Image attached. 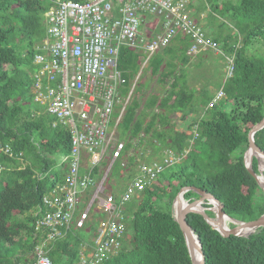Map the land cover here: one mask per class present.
Wrapping results in <instances>:
<instances>
[{"label": "trees", "instance_id": "1", "mask_svg": "<svg viewBox=\"0 0 264 264\" xmlns=\"http://www.w3.org/2000/svg\"><path fill=\"white\" fill-rule=\"evenodd\" d=\"M197 1L193 18L199 23V14L205 12L201 26L225 55L233 57V73L219 86L224 96L208 107L214 95L192 89L187 82L184 66L190 60L187 51L192 40L179 34L147 59L144 68L156 78L159 91L140 100L133 81L141 60L132 47L120 48L117 68L126 79L120 97L131 92L115 130L123 150L106 181L122 179L123 188L146 150L154 155L165 150L181 158L134 194L126 206L129 218L123 245L102 264H191L172 215L173 200L182 187L212 194L224 213L236 220L250 221L264 212V193L243 161L248 131L264 116V56L250 48L258 42L264 49V0ZM54 2L0 0V143L11 149V155L0 151V264L34 261V249L45 235L35 228L44 210L42 197L67 171L60 161L70 148L69 133L61 125L52 127L54 118L31 92L35 46L45 36L44 13ZM196 112L202 116L189 121L185 129H175L172 114L179 113L186 122ZM193 129L197 136L190 142ZM254 142L264 152V127L255 132ZM143 160L150 162L149 157ZM252 168L258 173L255 157ZM198 197L193 190L183 194L188 202ZM186 221L200 241L204 264H264V227L247 237H225L201 214L188 213ZM94 225L95 220L81 229L72 228L64 238L46 245L51 263L77 264Z\"/></svg>", "mask_w": 264, "mask_h": 264}, {"label": "built area", "instance_id": "2", "mask_svg": "<svg viewBox=\"0 0 264 264\" xmlns=\"http://www.w3.org/2000/svg\"><path fill=\"white\" fill-rule=\"evenodd\" d=\"M189 2L55 0L44 13L46 30L35 46L31 92L33 100L54 118L52 127L61 125L68 131L70 148L60 161L67 168L62 181L42 197L44 210L35 228L45 235L34 249L31 264H52L46 245L93 220L95 231L83 244L77 264H102L116 255L127 233V204L181 158L169 152L160 160L138 164L119 195L105 183L111 165L123 150V142L114 133L130 95L129 91L126 97H120L126 79L117 68L119 50L136 46L147 17L156 19L159 32L145 45L146 53L164 48L179 34L186 35L192 40L189 55L205 50L221 55L225 60L224 79L232 75L233 57L225 55L192 17ZM223 96L219 88L207 106ZM115 111L118 116H114ZM196 136L193 129L190 142ZM0 151L11 155L8 144L0 143ZM105 162L108 166L103 168ZM100 213L102 217H96Z\"/></svg>", "mask_w": 264, "mask_h": 264}, {"label": "water", "instance_id": "3", "mask_svg": "<svg viewBox=\"0 0 264 264\" xmlns=\"http://www.w3.org/2000/svg\"><path fill=\"white\" fill-rule=\"evenodd\" d=\"M263 106H264V99H263ZM263 127H264V116L262 117V119L258 123H256L248 131V134H247L248 146H247V148L243 154V161H244V165H245L246 169L249 171L251 176L256 180L258 186L260 187V189L264 193V188L261 186V184L258 181V173L255 172L252 168L253 157H255L257 160V157L254 154H260V155L264 156V152L254 142L255 132H257L258 130H260ZM248 151H251L253 153V155L250 157V161L247 163L245 160V154ZM257 163H258V160H257ZM257 171L259 172L258 166H257ZM188 190L195 191L199 195V197L188 202L187 200H185L183 198V194ZM178 198H182L186 204L183 207H178L177 213L174 214V212H172V215H173L174 219L176 220V222L178 223V225H179V227L183 233L185 243H186V246L188 249V253H189V256L191 259V264H204V256H203L201 244H200V241H199L197 235H195L194 231L191 229V227L189 226V224L186 221V216L188 213L201 214L203 216L204 220L213 229L217 230L222 236H225V237H227L229 235L247 237L250 234L254 233L257 229L264 227V212L259 217H257L256 219H253L250 221H240V220L233 219L224 213L222 203H220L212 194L207 193L203 190L193 188V187H182L173 200L172 209L174 207L175 201ZM203 203L210 204V207H208V208L203 207V205H202ZM213 203H215L216 207H214L212 205ZM206 210L211 211L213 213V216H209L205 212ZM224 217H227L233 221V223H232L233 227H229V226L225 227L224 222H223ZM243 228L248 229V231L245 233H241V230ZM194 238H195L197 251L200 254V259L196 263L193 260V257H192L191 252H190V247H189V244L193 243Z\"/></svg>", "mask_w": 264, "mask_h": 264}, {"label": "rangeland", "instance_id": "4", "mask_svg": "<svg viewBox=\"0 0 264 264\" xmlns=\"http://www.w3.org/2000/svg\"><path fill=\"white\" fill-rule=\"evenodd\" d=\"M45 30H46V27H45ZM257 43L258 42H256L250 48L251 49L253 48V51H254V53H256V55L264 56V54L262 53V51L264 50L263 47ZM203 52L204 53H201V54H195V53H194V55L191 54L192 56H190V60L187 63V65L185 66V68H187L185 74H186V76H188V72H189L188 82H189V85L192 89H196V88L200 89L201 88V89L205 90L209 95H214L218 91L220 84L223 82V80L225 78V72H226V69L224 68L225 60L223 59V57L221 55H215L214 52H210V51H203ZM197 60H200V61L202 60L203 63L199 64L197 62ZM35 69H36V66L34 67V71H35ZM32 72L33 71H31L30 76L32 75ZM148 89H150V86ZM200 111H201V109H199V112ZM199 112H196L194 114L192 113V114L188 115L186 122H183L181 120L179 113L178 114H172L171 120L175 126V129H183V128L185 129V126L189 121H191L192 119H195L197 116H202V113H199ZM114 137L118 140L116 131L114 133ZM168 153H169V151L164 150L163 152L160 151L158 155H154V154H151V151L146 150L143 159L149 157L150 161L160 160L165 154H168ZM237 153H238V150L234 151L232 153V156H235ZM132 154H133V152H132ZM143 159L139 158L138 164L144 162ZM58 160L60 161L59 158H58ZM105 161H108V158L105 159ZM137 166L134 168V172H136ZM257 166H258V163H257ZM262 175L264 176V171L262 172ZM110 177H112V176L110 175ZM123 181L124 180L119 179L117 177H112L111 179L110 178L107 179L106 184H108V186L121 187V184H124ZM123 190H124V187L123 188L121 187L120 189L117 190V194L118 195L121 194V191H123ZM193 199H195V198H193ZM207 205H209V207H210V204H207ZM172 212H174V208L172 209ZM98 216L102 217V213L96 214V217H98ZM226 222L228 225H230V224H232L233 221L227 219L225 221V224H226ZM87 237H88V234H87Z\"/></svg>", "mask_w": 264, "mask_h": 264}, {"label": "crops", "instance_id": "5", "mask_svg": "<svg viewBox=\"0 0 264 264\" xmlns=\"http://www.w3.org/2000/svg\"><path fill=\"white\" fill-rule=\"evenodd\" d=\"M189 4H190L189 5L190 6L189 7L190 8V14L192 15L193 13L197 12L196 6L199 4V2L197 0H190ZM199 18H200V20H199L200 25H203V23L205 22V12L204 11H202L199 14ZM158 32H159V24L157 23L156 19L154 17H147L145 19L144 23L140 27L139 35L137 36L136 41H135L136 46L133 47L134 51L138 54L139 61L141 60L140 66L138 68V72L136 73V75L134 77V83L135 82L137 83V87L140 90L139 92H137V97L140 100L144 99L149 94H155L159 91V88H158L157 83H156V78L154 76L152 77L150 75L149 69L144 68V65H145L147 59L149 58L150 55H152V53L151 54L146 53L144 51V47L154 37V35ZM158 50H156V51H158ZM205 51H210V50H205ZM210 52H212V51H210ZM201 53H204V52L200 51V52L195 53V54H201ZM215 55H217V54H215ZM190 56H192V55H190ZM197 62L199 64L203 63L202 60L201 61L197 60ZM186 70H187V68H186ZM188 77H189V72H188V76H186L187 82H188ZM149 86H150V89H148Z\"/></svg>", "mask_w": 264, "mask_h": 264}, {"label": "bare ground", "instance_id": "6", "mask_svg": "<svg viewBox=\"0 0 264 264\" xmlns=\"http://www.w3.org/2000/svg\"><path fill=\"white\" fill-rule=\"evenodd\" d=\"M253 155V153L251 151H248L246 154H245V160L246 162L248 163L250 161V157ZM256 157H257V160H258V169H259V172H258V181L259 183L261 184V186L264 188V176L262 175V172L264 171V156L260 155V154H254ZM185 201L182 199V198H178L175 203H174V214L177 213V208L178 207H183L185 205ZM214 207H216L215 203L212 204ZM231 220L227 217H224L223 218V222H224V225L225 227H228L226 224H225V221L226 220ZM232 221V220H231ZM248 229L246 228H243L241 230V233H245L247 232ZM189 247H190V252H191V255L193 257V260L194 262H198L199 259H200V254L199 252L197 251V248H196V243H195V238L193 240V243H190L189 244Z\"/></svg>", "mask_w": 264, "mask_h": 264}]
</instances>
